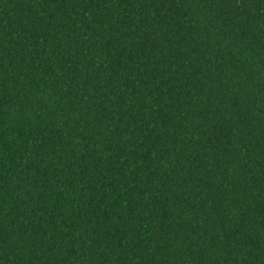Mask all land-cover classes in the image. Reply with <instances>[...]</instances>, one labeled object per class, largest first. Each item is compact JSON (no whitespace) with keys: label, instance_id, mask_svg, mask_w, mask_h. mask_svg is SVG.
<instances>
[{"label":"trees","instance_id":"trees-1","mask_svg":"<svg viewBox=\"0 0 264 264\" xmlns=\"http://www.w3.org/2000/svg\"><path fill=\"white\" fill-rule=\"evenodd\" d=\"M0 264H264V0H0Z\"/></svg>","mask_w":264,"mask_h":264}]
</instances>
